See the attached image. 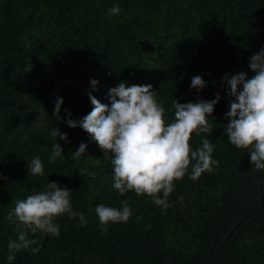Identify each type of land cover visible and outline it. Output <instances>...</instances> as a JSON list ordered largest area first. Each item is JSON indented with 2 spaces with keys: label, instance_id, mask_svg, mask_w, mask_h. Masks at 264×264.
<instances>
[{
  "label": "trees",
  "instance_id": "1",
  "mask_svg": "<svg viewBox=\"0 0 264 264\" xmlns=\"http://www.w3.org/2000/svg\"><path fill=\"white\" fill-rule=\"evenodd\" d=\"M114 5L117 15L108 11ZM261 48L264 0H0V174L7 177L0 178V264H9L8 243L17 238L7 213L49 181L71 189L73 210L87 224L56 217L60 235L29 232L40 251L21 250L11 264H264V172L228 139L225 113L234 98L221 84L226 73L254 75L249 58ZM197 75L208 82L200 91L190 89ZM120 82L153 85L169 124L175 99L221 94L209 117L213 132L191 138L193 150L209 139L219 164L196 181L187 173L175 181L166 210L147 194H119L111 154L63 122L64 109L73 119L91 112L89 93L110 104L109 90ZM57 96L63 120L53 116ZM58 127L66 141L50 136ZM57 142L64 152L53 162ZM82 142L87 151L73 159ZM35 156L43 176L28 174ZM124 200L131 217L104 232L96 206L119 208Z\"/></svg>",
  "mask_w": 264,
  "mask_h": 264
},
{
  "label": "clouds",
  "instance_id": "2",
  "mask_svg": "<svg viewBox=\"0 0 264 264\" xmlns=\"http://www.w3.org/2000/svg\"><path fill=\"white\" fill-rule=\"evenodd\" d=\"M111 15L120 12L118 5L108 9ZM249 67L254 75L246 71L235 74L226 73L221 81L228 89L230 110L225 113L229 119L225 132L232 145L242 151L249 150L250 161L257 172H264V48L249 58ZM95 87L98 81L92 79ZM208 82L201 75L193 76L190 89L203 90ZM159 91L153 85L127 86L120 82L109 90L110 104L102 103L89 93L93 109L80 119H73L69 109H64L67 119L61 117L64 98L57 96L54 101L53 116L63 120L69 127H80L85 130L91 141L97 143L104 151L105 157L111 154L113 167L112 187L124 195L134 191L136 195L147 194L153 203L166 210L169 195L174 191L175 181L181 180L185 174L193 181L198 180L205 172H212L219 161L214 160L212 153L215 146L209 139L201 137L202 143L195 150L191 146L192 134L212 133L213 124L209 117L214 113L215 105L221 99L220 92L215 99L198 98L195 102H173V122L166 123L165 108L158 103ZM50 136L66 141L68 133L59 127L50 130ZM88 149V144L81 143L72 152V158L81 157ZM64 152L60 142L52 145L49 157L55 161ZM191 171L189 173V167ZM29 176H43L44 164L40 156L28 160ZM82 176L94 175L85 168H80ZM0 178L7 179L0 174ZM183 202V196L179 197ZM102 230L107 232L110 223L127 222L132 209L127 200L121 207H110L99 204L95 209ZM67 214L70 218H79L81 225L87 220L82 212L73 210L71 189L63 188L56 181L42 185L41 190L33 189V194L26 199L15 201L5 219L15 223L17 238L8 243L9 264L21 250H31L33 254L40 251L36 239L29 238V232L58 237L59 225L55 218Z\"/></svg>",
  "mask_w": 264,
  "mask_h": 264
},
{
  "label": "water",
  "instance_id": "3",
  "mask_svg": "<svg viewBox=\"0 0 264 264\" xmlns=\"http://www.w3.org/2000/svg\"><path fill=\"white\" fill-rule=\"evenodd\" d=\"M248 153H249V150L245 149V150L243 151V153L241 154V157H243L244 155H246V154H248Z\"/></svg>",
  "mask_w": 264,
  "mask_h": 264
}]
</instances>
